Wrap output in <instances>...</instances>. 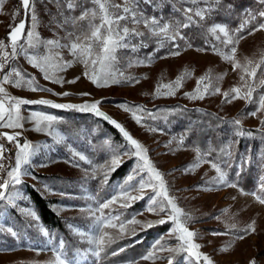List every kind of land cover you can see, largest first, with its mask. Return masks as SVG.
<instances>
[{
	"label": "rangeland",
	"instance_id": "obj_1",
	"mask_svg": "<svg viewBox=\"0 0 264 264\" xmlns=\"http://www.w3.org/2000/svg\"><path fill=\"white\" fill-rule=\"evenodd\" d=\"M256 1L258 7L264 11V3H261V0ZM112 2L123 5L124 0H112ZM30 3L34 8L35 21L32 19L31 12H25L24 9L22 17L18 15L15 20L21 19L25 23L23 38L19 40V44L24 45L25 51H30L27 32L31 30L37 34L41 41V48L35 54L39 59L45 54L48 40L59 39L61 43H68L66 35L68 31L73 30L72 27L69 25L61 27L57 22H62L63 16L73 15L67 12L68 9L64 0H30ZM93 7L95 6L93 5ZM15 9V0H6L0 8V40H5L6 43L9 25L13 24ZM251 9L253 8L245 10L247 15L244 13L243 32H237V29L241 26L233 29L224 23H214L226 25L229 37L233 39L236 36H244L237 44L225 45L223 41L226 38L223 33L219 31L210 32L215 40L213 46H215L216 51H213V47L211 50L198 47H182V45L179 46L180 49L174 48L172 43L166 40L163 41V46H161L162 38L147 35V29L143 24L132 25L128 23V27H136L139 31L146 33V42L154 45L155 55H157L156 52L165 51L148 59L146 57H134L131 53L128 54L130 48L118 49L116 52L117 59L110 67H104L100 64L95 66V72L100 76L110 74L111 78L106 87H97L91 79L85 77L83 75L86 70L84 65L76 62L67 48H62L58 50L62 60L73 61L66 70L55 73V75L63 78L65 81L63 84L43 79L39 70L33 68L24 54L21 53L9 66L26 71L35 77L42 87L51 89V91H30L27 88H16L10 85H5V88L14 97L28 100L47 99L54 104L83 105L99 101V110L110 119L120 123L133 138L147 149L148 158L152 165L163 175L169 194L175 197L178 207L191 214L192 220L187 224V227L197 233L194 242L201 246L198 249L200 253L208 255L214 261V264H248L252 258L256 259L257 264H264V204L257 202L251 195L245 194L250 192H241L240 187L218 186L215 184L213 179L218 177L216 169L212 167L215 162L204 158L195 148L184 145L180 137L161 129H159L160 131L151 130L158 128L145 120V116L139 111L140 109L130 107L128 104V102H132L141 106H154L160 103L180 101L190 106L217 111L224 116L237 117L247 127L264 130V123H262L264 121V110L259 111L255 117L248 115V113L257 109L259 97L264 94V86H259V80L264 79V29L254 31L251 35L247 34L248 31L258 28L259 24L264 23V19L261 17L260 21V16L256 18L253 13H251V16L250 12H254V9ZM61 13H63V16ZM94 22L99 23V20L97 19ZM125 23L127 22L121 21V24ZM248 24L250 30L247 31ZM252 26L254 27L251 29ZM234 33L235 36H233ZM133 41H131L132 44ZM233 46L236 47L234 60L226 61L223 59V55H230V48ZM167 47H170V49H167ZM174 51H179V55L169 54ZM48 55L53 56V53L48 52ZM119 56H121L120 63ZM53 62L55 63L54 56ZM235 62H239L241 67L233 70ZM257 64L260 67L256 69V78L254 80L250 79L244 73V68L247 67L251 70ZM5 71H7V68ZM87 71L91 75L93 72L92 67L90 66ZM241 75H245L249 83L258 85L253 92V102L249 103L244 99H236L231 103L226 102L223 93L233 87H241L243 84L240 80ZM202 76L209 77L212 87H219L220 92L205 95L203 88L209 81H200ZM178 78H182L179 85L176 83ZM73 80H75L74 83L68 82ZM243 91H246V89L242 87ZM60 93H68V95H57ZM85 93L88 95H83ZM197 96H203V98H196ZM122 105H126L131 111H126L124 107H121ZM72 109H58L50 105L29 104L21 106V114L27 117L32 112H40L56 117L57 111ZM79 112L95 114L93 111ZM133 112L140 119V123H137V119L133 117ZM0 130L9 134L21 132L20 138L23 141L20 142L21 144L28 141L37 146V152L32 158L31 165L25 166L28 174L21 176L20 184H12L7 172L10 166H14L16 148L12 143L9 147L4 144L10 150L4 154L6 158L0 161L4 165V170L0 169V174L1 171L5 172L4 180L9 182V186L2 191H5L6 196L13 197V199L11 202L7 199L0 200L2 210L0 211V232L4 234L3 241L7 242L5 245H0V264H23L28 262L52 264L54 259L56 249L49 247L50 239L45 234L47 231L35 211L30 195L26 190V184L49 200L53 210L59 216L67 219L70 233L80 242L84 254L92 260L99 261L100 258V256L96 257L93 254L94 246L90 242V234L95 223L93 212L112 196H117V200L110 205L109 209H103V213L105 215L111 213L113 217L119 216V220L113 221L114 223L119 225L120 222L132 220L133 218L142 222L141 224L127 225V229H135L136 234L130 235L126 231L123 238L145 237L152 227L144 228L142 224L162 218L163 214L157 215L154 212L147 211L148 195L151 194V189H145L144 198L133 201L130 207L121 206V203L126 201L124 197L120 196V186L124 184L129 175L135 176L133 169L140 162L134 156L124 155L120 157L119 165L114 170H109L113 152L131 150V145L127 143L120 131L123 143L112 146L108 158L98 164L92 161L84 150L74 147L67 134L54 125H52L51 130L36 131L35 122L26 120L22 129L0 128ZM83 134L84 137L89 135L86 131ZM59 137H63V139L58 142ZM13 150V153H8ZM79 154L84 155L86 161L80 160ZM127 162L130 163L127 175L116 183V189L112 195L101 201L98 194L91 190L90 184L96 186L98 182H109L113 173ZM36 174L61 176L67 184V191H58L43 183ZM105 175H107L106 182L104 181ZM139 179V176H135V179L129 181V183L135 185ZM137 194L139 193H130V195ZM128 208H133V213L122 217L121 213ZM10 209L16 210L19 215L29 220L33 227L42 233L43 237L47 236L48 243L44 244L45 247H23L17 244V242L20 243V238L15 227L11 224ZM90 209L91 211H89ZM99 215L100 213L97 212L96 216ZM253 222L254 232H250V234L240 232V234L245 235V238L243 240L234 239V233L246 229ZM231 224H235L236 228L229 230L228 225ZM156 225H167V229L165 232L157 233L154 236L147 252L141 257L147 255L149 251H154L155 257L159 258L154 257L144 260L139 257L116 264H128L130 261H138V264H168V257H172L174 262L176 254L168 251H155L151 247L161 236L164 237L162 243L166 242V246H176L177 241L167 235L172 224L169 222L155 224L154 226ZM104 231L108 232L113 240H117L115 237L120 234L119 227H108ZM214 232H227L228 234L213 235ZM15 242L17 245H14ZM13 245L12 248L5 247ZM221 248H227V251H220ZM186 256V253H182L179 264H185ZM70 264L74 263L70 262ZM191 264H196L194 257L191 258ZM200 264H204L202 259Z\"/></svg>",
	"mask_w": 264,
	"mask_h": 264
},
{
	"label": "snow or ice",
	"instance_id": "obj_2",
	"mask_svg": "<svg viewBox=\"0 0 264 264\" xmlns=\"http://www.w3.org/2000/svg\"><path fill=\"white\" fill-rule=\"evenodd\" d=\"M6 2V0H0V8ZM88 3H91L95 7L87 8L83 6L84 0H81V13L78 17L71 15L63 16L62 22L58 21L57 23L63 27L64 25H69L72 27V31H68L66 39L68 43H61L59 39L48 40L47 48L45 54L41 58H37L36 52L41 48V41L37 37V34L34 31L29 30L27 32L28 48L30 51H25L23 44H19V40L23 38L25 23L21 21L16 24L13 23L9 25V31L6 37L7 43L5 40H0V128H9V129H22L24 122L26 120H31L35 122L36 131H45L51 130L53 122L56 121V117L40 112H32L29 116L25 117L21 114V106L29 104H40V105H50L51 107L58 109H72L75 108L79 111H93L96 116L103 117L105 120H108L111 124L115 126L124 136L127 143L131 145V150L124 152H113L111 159V168L114 170L116 166L120 163V157L134 156L138 159L137 167L133 169L135 176H139L140 179L137 184H131L129 181L135 179L134 175H129L124 184L120 186V196L125 198L126 202H122V207H130L133 201H138L144 198L145 189H151V194L148 195V207L147 211L154 212L157 215L163 214L162 218L157 221H148L143 223L144 228L153 227L155 224H165L171 222L172 227L169 229L167 235L170 238H174L177 241L175 247L166 246L164 237L161 236L158 238L154 244L151 246L155 251H168L170 253H186L185 264H191V258L194 257L196 264H200L201 259L204 264H214V261L206 254L200 253L198 249L201 247L199 244L194 242V237L197 236V233L191 231L187 224L192 220V216L189 213L184 212L176 204L175 197L169 194L168 188L164 181L163 175L159 172L151 163L147 155V149L133 138L120 123L114 119H110L105 113L101 112L98 108L99 101L91 104L83 105H72V104H54L47 99L39 100H28L25 98H18L11 96L5 85H10L16 88H27L30 91H51V89L42 87L35 77L31 76L26 71L17 69L15 67H10L11 62L17 58L21 53L24 54L25 58L35 69H38L42 74L43 79L50 80L57 84H63L65 81L62 77L55 75L58 71L66 70L73 61H64L60 56L59 49L67 48L71 55L73 56L76 62L82 63L85 67L83 75L91 79L92 83L97 87H106L108 86L109 79L111 78L110 74L106 76H100L95 72V66L100 64L104 67H110L111 64L116 61V52L121 48H131L133 51L137 49L138 46H144L143 40L140 41L139 45L132 44L131 41L138 37H146L145 32L139 31L136 27H128V23L132 25L143 24L147 29V35L155 36L161 39V46H163V41H169L172 43L174 48L179 46L175 44V41L179 39H185L182 35L180 29L191 27L193 24H199L204 21L206 15L214 11L213 5L218 6L221 0H191V3H203L205 7L193 9L191 7L182 8L181 11L184 13L185 21L184 23L177 24L175 22L163 21L158 16H147L143 10L139 8L140 3H147L150 6L158 7V0H124L123 5L115 4L112 0H87ZM261 3H264V0H261ZM20 5L23 7L25 12H31L33 21H35V12L30 0H20ZM76 0H66V8L68 10L74 11L77 7ZM20 14V8L17 7L13 12V21H15L16 16ZM260 17H264V11L259 12ZM195 18H199L198 20ZM99 20V23L94 21ZM87 20V27L84 28L79 25V21ZM121 21H126L127 23L121 24ZM264 29V23L259 24L258 28L248 31V35L253 34L254 31ZM209 31L215 33L219 31L225 36L223 43L225 45H234L239 42L240 39H243L244 36H236L235 39L229 37V31L226 25L213 24L209 27ZM244 26L241 25L237 32H243ZM235 36V33L233 34ZM219 38V37H217ZM213 51H216L215 46H213ZM48 52H52L55 63L53 62V56H49ZM236 52V47L230 48V55H223V59L226 61H233L234 54ZM170 55H179V51H174L169 53ZM148 59H151L149 57ZM251 63V61H249ZM92 67L93 72L90 73L87 71L89 67ZM241 67L239 62L233 64V70ZM260 65L257 64L255 67L249 70L247 67L244 68V73L250 79L256 78V69ZM7 68V71L5 69ZM79 79V77H77ZM182 78H178L177 84L181 82ZM208 80L209 82L204 85L203 92L205 95L215 94L220 92L219 87H212V82L209 77L202 76L200 81ZM240 80L243 82L241 87H233L229 91L223 93L224 99L226 102L231 103L236 99H244L247 102L251 103L253 92L256 90L258 85L251 84L246 80L245 75L240 76ZM69 83H74L73 81H68ZM118 82V81H114ZM199 85V81H198ZM259 86H264V79L259 80ZM242 87L246 91L242 92ZM159 90V86H158ZM211 90V91H210ZM174 94V93H173ZM57 95H68V93H60ZM83 95H88L87 93ZM196 98L202 99L203 96H197ZM126 111H131L126 105H122ZM139 108L140 106H133ZM261 110H264V94L260 95L258 107L255 111L248 113L255 117L257 113ZM133 117L137 119V123H140V119L136 117V113L133 112ZM233 124L239 126L241 121L235 119L232 121ZM264 123V121H262ZM153 131H160L159 129H151ZM259 131V130H258ZM51 134V131H50ZM22 135L21 132H13L9 134L7 132L0 133V139L6 138L9 143L14 144L16 148L15 153V163L14 166H10L7 172V175L11 178L12 184H20L21 176L26 175L27 168L25 166H30L33 156L37 152V146L32 145L30 142L25 141L23 144L20 143L18 137ZM237 135L240 136H252V132H244L243 130H238ZM63 137L58 138V142L62 140ZM9 151L4 145L0 143V161H3L5 153ZM229 156L231 152L227 153ZM80 160H85L86 157L82 154H79ZM231 167V165H228ZM243 165H241L242 167ZM212 167L216 169L218 177L213 179L215 184L224 185L228 187H238V184L235 182H230L227 179V173L222 171L215 163L212 164ZM4 165L0 163V169H3ZM87 173V170H86ZM239 171L237 175H239ZM104 181H107V175L104 176ZM9 182L0 181V200L7 199L9 202L12 201L13 197L6 196L4 189H7ZM198 188L200 186H197ZM241 192H244L243 189H240ZM260 193H264V175L259 178V188ZM258 191H252L250 193H245L251 195L255 198L260 204H264V195L258 194ZM131 192H137V195H130ZM117 200V196H112L104 203L100 204L95 212H93V218L95 223L91 232V244L94 246L93 254L96 257H99L101 252L104 251V248L113 243L114 240L111 235L104 231L105 228H117L119 227L120 234L115 237V239L123 238L124 233L127 231L130 235H135V229H127V225L130 224H141L142 222L135 220H128L125 222H120L119 225L113 221L119 220V216L113 217L111 213L105 215L103 209H109L110 205ZM91 211V209L89 210ZM100 213L99 216H96V213ZM229 230L235 229L236 225H228ZM254 222L253 224L248 225L246 229L239 230V232L234 233V239L243 240L245 238L244 234H250L254 232ZM243 232L244 234H240ZM47 235V232H45ZM226 235L225 233L214 232L213 235ZM63 242L60 243L57 250L54 251V259L52 264H70L67 257L63 255L62 252ZM125 249L120 248L119 252H123ZM220 251H227V248H221ZM117 252H113L112 255H117ZM155 257L154 251H149L147 255L141 257V259L147 260ZM159 258V257H155ZM128 264H138V261H130ZM168 264H173V258L168 257ZM248 264H257L255 258L249 260Z\"/></svg>",
	"mask_w": 264,
	"mask_h": 264
},
{
	"label": "trees",
	"instance_id": "obj_3",
	"mask_svg": "<svg viewBox=\"0 0 264 264\" xmlns=\"http://www.w3.org/2000/svg\"><path fill=\"white\" fill-rule=\"evenodd\" d=\"M64 2L66 4V0ZM256 2V0H221L218 6L213 5L215 10L207 14L204 21L199 24H193L191 27L180 29L185 39L178 38L175 43L178 46L182 45V47H198L211 50L215 40L209 31V27L214 23H224L233 29L240 27L244 22V13L247 15V11L245 10L249 8L254 9V12H250V14L253 13L258 18L259 12L262 10ZM76 3L78 6L74 11L66 9L74 17H78L82 10L79 6L81 0H76ZM158 4V7H153L142 2L139 4V8L148 16L155 15L160 17L162 22L169 21L180 24L186 22L184 13L181 11L182 8L191 7L196 9L205 7L203 3L193 4L191 0H158ZM15 5L16 8H20L19 15L22 17L24 10L20 5V0H15ZM83 6L92 8L93 5L84 0ZM195 19L198 20L199 18ZM259 20L261 21V17ZM20 21L21 19H18L13 21V23L18 24ZM87 24V20L79 21V25L84 28L87 27ZM248 30H250L249 24ZM141 40H143L144 46H138L135 51L130 48L128 49V54L131 53L132 56L138 58H149L164 53L165 50H162L156 52L157 55H155L154 52L156 50L154 45L152 43L148 44L145 37L134 39L133 44L139 45ZM167 49H170V47H167ZM120 58L121 56H119V63L121 61ZM128 104L130 107L140 106L138 109H140V113L145 116V120L149 124L180 137L184 145L195 148L204 158L215 162L220 169L227 173V179L230 182L237 183L238 187L246 192L258 191L259 178L264 175L263 129L247 127L242 122L237 126L232 123V121L238 119L237 117L224 116L217 111L190 106L180 101L160 103L154 106H141L132 102H128ZM56 118L53 125L67 134L74 147L84 150L91 160L98 164L108 158L112 151V146L123 143L119 130L108 120L95 114H85L75 109L59 110L56 112ZM238 130H243L244 132L251 131L252 136L237 135ZM84 131L89 134L88 138L84 137ZM0 133H4V131L0 130ZM18 138L20 142H23L20 137ZM0 143H4L6 147L11 145L6 138L0 139ZM13 152L14 150L8 153L11 154ZM228 152H231L230 156L227 154ZM229 164L231 167L228 166ZM241 165L243 166L241 167ZM129 167L130 163L127 162L113 173L107 183L98 182L96 186L90 184L91 190L98 194L101 201H104L115 191L116 183L127 175ZM238 171L239 175H237ZM1 172L0 181H5V172ZM36 176L43 183L52 186L58 191H67V184L59 175L36 174ZM26 190L30 195V199L42 225L47 231V236L50 239L49 247L57 250L60 243L63 242L62 252L67 257V260L74 264H116L127 259L139 258L147 252L154 236L157 233L165 232L167 229V225H156L150 228L148 234L143 238L141 236L139 238L124 237L114 240L113 243L107 245L104 251L101 252L99 261L92 260L84 254L81 250L80 242L70 233L67 219L59 216L53 210L51 202L28 184H26ZM258 194L264 195V193H260L259 191ZM132 210L133 208L123 210L121 216L126 217L130 215L133 213ZM0 211H2L1 203ZM9 214L12 220L11 224L15 227L20 238V243L17 242L18 245L34 248L45 247L44 244L48 243L47 236L43 237L42 233L33 227L29 220L19 215L16 210L10 209ZM4 238V234L0 232V245L7 243L3 241ZM17 244L15 242L14 245ZM14 245L5 247L12 248ZM120 248H124L125 250L119 252ZM113 252H117L118 254L112 255ZM181 255L182 253L176 254L173 264L180 263ZM23 264L47 263L28 262Z\"/></svg>",
	"mask_w": 264,
	"mask_h": 264
},
{
	"label": "water",
	"instance_id": "obj_4",
	"mask_svg": "<svg viewBox=\"0 0 264 264\" xmlns=\"http://www.w3.org/2000/svg\"><path fill=\"white\" fill-rule=\"evenodd\" d=\"M99 117V116H98Z\"/></svg>",
	"mask_w": 264,
	"mask_h": 264
}]
</instances>
